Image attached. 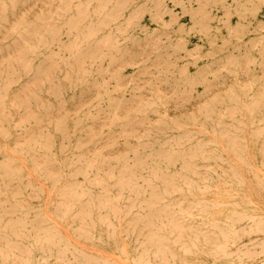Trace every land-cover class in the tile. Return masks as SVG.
<instances>
[{
	"label": "bare ground",
	"instance_id": "obj_1",
	"mask_svg": "<svg viewBox=\"0 0 264 264\" xmlns=\"http://www.w3.org/2000/svg\"><path fill=\"white\" fill-rule=\"evenodd\" d=\"M105 248L264 264V0H0V264Z\"/></svg>",
	"mask_w": 264,
	"mask_h": 264
},
{
	"label": "rangeland",
	"instance_id": "obj_2",
	"mask_svg": "<svg viewBox=\"0 0 264 264\" xmlns=\"http://www.w3.org/2000/svg\"><path fill=\"white\" fill-rule=\"evenodd\" d=\"M254 202L258 203V204H262L263 201L260 200V199H257L254 197V199H252ZM101 251V254L105 257H108L112 260L113 264H131L130 261H127L125 260L124 258H118V257H115L113 256L114 255V252L110 249H102L100 250ZM88 252L90 254H95L96 251L93 249V248H88Z\"/></svg>",
	"mask_w": 264,
	"mask_h": 264
}]
</instances>
